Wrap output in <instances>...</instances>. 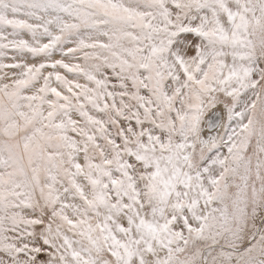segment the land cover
I'll use <instances>...</instances> for the list:
<instances>
[{
	"label": "snow or ice",
	"instance_id": "1",
	"mask_svg": "<svg viewBox=\"0 0 264 264\" xmlns=\"http://www.w3.org/2000/svg\"><path fill=\"white\" fill-rule=\"evenodd\" d=\"M0 264H264V0H0Z\"/></svg>",
	"mask_w": 264,
	"mask_h": 264
}]
</instances>
